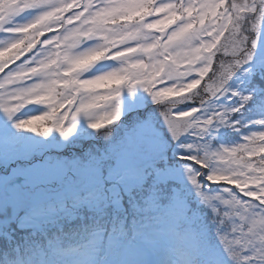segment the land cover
<instances>
[{"label": "rangeland", "instance_id": "obj_1", "mask_svg": "<svg viewBox=\"0 0 264 264\" xmlns=\"http://www.w3.org/2000/svg\"><path fill=\"white\" fill-rule=\"evenodd\" d=\"M133 1L0 0V235L121 185L145 218L181 199L210 262H264V0Z\"/></svg>", "mask_w": 264, "mask_h": 264}, {"label": "trees", "instance_id": "obj_2", "mask_svg": "<svg viewBox=\"0 0 264 264\" xmlns=\"http://www.w3.org/2000/svg\"><path fill=\"white\" fill-rule=\"evenodd\" d=\"M136 1L134 0L132 3ZM59 30L62 31V29ZM36 50H39V47H36ZM258 116H264V110H260ZM254 132L258 133V130L256 129ZM263 134L264 130L261 135ZM216 136L213 137L215 138L213 144L222 145L221 148L228 143L230 146L232 143L230 138L221 139ZM125 171L123 170L121 174L124 175ZM149 183L151 182L139 183L141 185L139 190L142 194L146 190L149 193L150 187L147 188ZM160 183L166 185L165 180ZM139 185L133 186L132 189ZM117 187L122 186L116 185L112 192L101 196L104 205H101L97 211L87 208V201H85L80 210L83 213L82 218L78 212L72 216H58L62 218L60 223L58 217H50V222L54 221L48 222V225L43 227L35 226L32 229L33 225L17 226L11 228L9 234L0 235V264H77L91 256L95 258L93 264H170L164 250L167 245L166 239L172 236L174 238L175 234L178 238L184 236L188 241L186 242L188 246L191 241L196 244L195 238L199 237L198 232L201 231L196 230L194 235L185 236L186 231H183L182 225L188 224L196 229L200 227L197 224L194 226L188 220L190 215L182 212L183 202L181 199L166 198L155 193L158 196L161 210L153 213L151 204L146 203L142 211L149 212L153 216L145 218L133 207H128L130 210L126 211L125 204L118 195L120 192L115 191ZM171 192L173 193V191ZM139 199L141 197H138ZM143 200L144 198L137 204ZM86 212L95 214L86 217L88 215ZM184 219L188 223H185ZM212 226L213 224H211ZM38 229L44 230L37 233L38 236H34V232ZM204 235L203 232L202 236ZM146 246L152 247L154 253L152 254ZM212 264L226 263L217 259ZM249 264L260 263L254 261Z\"/></svg>", "mask_w": 264, "mask_h": 264}, {"label": "water", "instance_id": "obj_3", "mask_svg": "<svg viewBox=\"0 0 264 264\" xmlns=\"http://www.w3.org/2000/svg\"><path fill=\"white\" fill-rule=\"evenodd\" d=\"M20 180H21L20 177H14V178H12V179L9 181V183H10V185H12L14 182H20Z\"/></svg>", "mask_w": 264, "mask_h": 264}, {"label": "flooded vegetation", "instance_id": "obj_4", "mask_svg": "<svg viewBox=\"0 0 264 264\" xmlns=\"http://www.w3.org/2000/svg\"><path fill=\"white\" fill-rule=\"evenodd\" d=\"M54 185V184H53ZM13 188V187H12ZM14 189V188H13Z\"/></svg>", "mask_w": 264, "mask_h": 264}]
</instances>
